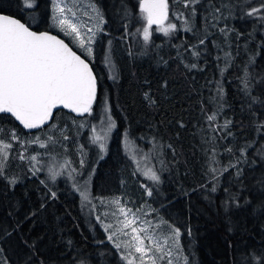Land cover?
I'll use <instances>...</instances> for the list:
<instances>
[{
    "label": "trees",
    "instance_id": "trees-1",
    "mask_svg": "<svg viewBox=\"0 0 264 264\" xmlns=\"http://www.w3.org/2000/svg\"><path fill=\"white\" fill-rule=\"evenodd\" d=\"M51 1L0 0V13L62 37L89 61L97 101L91 115L61 110L35 133L0 114V141L11 145L0 158V263L127 264L104 227L118 200L180 229L185 264H264V0H168L177 28L152 27L147 43L137 32L146 26L140 0H91L104 18L94 58L55 26ZM104 112L115 124L106 150L90 140L95 120L80 123ZM37 136L52 137L50 153ZM33 155L38 165L70 161L94 207L72 180L46 175L47 164L34 171ZM137 161L160 181L147 180Z\"/></svg>",
    "mask_w": 264,
    "mask_h": 264
},
{
    "label": "snow or ice",
    "instance_id": "snow-or-ice-1",
    "mask_svg": "<svg viewBox=\"0 0 264 264\" xmlns=\"http://www.w3.org/2000/svg\"><path fill=\"white\" fill-rule=\"evenodd\" d=\"M24 2L29 8L35 6V0ZM196 2L198 0H185V6ZM52 7L55 26L65 35L71 36L79 48L94 58L92 44L95 42L96 33L103 30L104 23L99 10L92 6L94 16L88 12L83 13L88 16L89 21L95 20L94 24H90L77 16V12L73 10L75 5L68 7L67 0H52ZM139 7L146 26L137 29V32L142 34L145 43L151 40L153 25L165 35L176 30L177 25L169 22L168 0H140ZM257 11L259 10L252 9L249 15ZM200 42L203 43V40ZM97 91V76L89 62L73 51L63 39L48 32L32 31L19 19L0 15V113L11 114L27 129H41L53 119L54 112L59 108L69 109L79 115H91L97 101ZM207 119L215 121L216 116L213 114ZM113 128L115 124L108 117V132ZM64 138L67 139L66 136ZM13 139H17L14 134ZM107 139L106 134H98L93 137V143H97L103 150ZM51 140L52 137H47L41 141L37 136L33 142L43 148ZM10 147L11 145L0 141V158L6 155ZM30 159L39 163L35 155ZM70 165L71 162L65 160L60 167L62 171L67 169L68 176L72 178L76 170ZM137 168L147 180L154 183L160 181V176L153 168L141 167L139 161ZM35 170L37 169L34 167ZM49 172L53 180L61 174L51 168ZM145 187L147 194L151 195V189L147 185ZM76 190L80 192L82 202L91 204L92 197L87 181ZM212 190L215 191V188ZM51 195L55 197L56 194L52 192ZM100 202L104 203L103 200ZM113 203L120 204L118 200ZM118 213L122 219L117 217L116 225L105 224L104 227L111 230L107 237L109 241H113L117 235L127 237L126 240H117L115 243L116 248L127 250V254L123 256L127 264H173L176 259L174 253L178 255L180 252V229H172L171 236L161 239L156 232L150 230L151 224L141 220L131 208L119 206ZM97 220H100V216H97Z\"/></svg>",
    "mask_w": 264,
    "mask_h": 264
},
{
    "label": "rangeland",
    "instance_id": "rangeland-1",
    "mask_svg": "<svg viewBox=\"0 0 264 264\" xmlns=\"http://www.w3.org/2000/svg\"><path fill=\"white\" fill-rule=\"evenodd\" d=\"M67 2H68V7H70V8L73 7V5H75L73 10L77 12V16H79L82 21L89 22L90 24H94L95 23V20L89 21L88 20V16H84L83 15L84 12H88L89 15H93L94 16V13L92 12V6H94L95 8H96V6L91 2V0H67ZM103 20H104V18H103ZM152 27H156V25H153ZM103 28H104V23L102 25V29ZM102 31H99V32L96 33L95 42H96L97 37H99V35L102 33ZM154 32H155V30L152 28V33H154ZM94 43L92 44V48H93ZM108 117H110V116L107 115V112H104L102 118L97 117V118L92 120V119H90V116H87L86 118H84L83 120L80 121L81 125H83V127H85V126H88L90 124H93V121L95 120L94 122L97 123V124H94V125H92L90 127L92 129L93 133L90 132L89 133L90 134L89 137L91 138L90 140H92L95 135H98V134L104 135V134H106L108 136V139H107L106 147H105L104 150H106L108 148V146L110 144L109 142L112 139V134H113V130H114V128L111 130V132H108V130H107ZM111 121H112V119H111ZM93 129H95V130H93ZM14 140H16V139H14ZM92 146H93L92 143H88V147H90V149L88 151H92ZM43 148L44 149H42V150H45V152L47 151L48 153H50L51 150L53 149V148H47V147H43ZM24 152L28 153V150H26ZM136 155H138V153H136ZM21 157H22V154H21ZM29 158H30V156H29ZM49 160L50 159H47L46 157H44L41 160L42 161L41 165H38V163H34L35 164V169L42 171V167H44L47 164L46 169H45V171H46L45 174L48 175L50 178H51V174L49 172V169L51 168V166H53L52 169L54 171H57V172L61 173L60 175L56 176L55 181H59V180H61L60 178L66 177V178H68V180L70 182H71V180L73 181L71 183L73 184V186L76 189H77V187H80V186L84 185L83 181L77 180L75 178V174H77V170L75 171V173H73L72 178H70L68 176V174H67V172H68L67 169H64L63 171L61 170L60 166L63 165L64 162H61L60 164H53V162H48ZM71 166L72 165H70V167ZM6 169H8L7 165H2L1 166V170L3 172H6L5 171ZM72 169H74V167ZM87 186H88V190H89V192H90V194L92 196V191L89 188V183L88 182H87ZM79 194H80V192H79ZM113 202H114L113 200L110 201V204H111L112 208H111V215L109 217V224L116 225L117 217H119L118 207L119 206H124L126 208H129V207L125 206V204L122 203V202H120L119 205H117V204H115ZM83 203L86 204L88 207L93 208V205H94L93 200L91 201V204H87L86 202H83ZM104 205H106V204L101 205L102 208H103V213H107V218H108L109 211L104 207ZM134 212H136V211H134ZM113 213H116V215L114 216ZM136 214L140 217L141 220L149 222L151 224V226H152L150 230L156 232L160 236L161 239H163L164 237H167V236H171L172 228L165 230V228L163 227L162 222H160L157 219L153 218L151 216V212L147 208L143 209L141 212L140 211L136 212ZM107 218H106V220H107ZM119 218L122 219V217H119ZM104 222H106V221H104ZM126 239H127V237L117 235V237L113 240V242L115 244L117 242V240L124 241ZM179 247H180V243H179ZM121 250L123 251V253L127 254V250H125V249H121ZM174 255H176V259L173 260V264H185V259H183L181 257L180 252H179L178 255L176 253H174ZM0 256H2V255L0 254ZM165 264H166V262H165Z\"/></svg>",
    "mask_w": 264,
    "mask_h": 264
},
{
    "label": "water",
    "instance_id": "water-1",
    "mask_svg": "<svg viewBox=\"0 0 264 264\" xmlns=\"http://www.w3.org/2000/svg\"><path fill=\"white\" fill-rule=\"evenodd\" d=\"M0 15H7V14H1L0 13ZM7 16H10V15H7ZM10 17H13V16H10ZM13 18H15V17H13ZM15 19H18V18H15ZM21 21V20H20ZM22 23H24L23 21H21ZM27 25V24H26ZM31 29V28H30ZM32 31H35V30H33V29H31ZM36 32H46V31H36ZM49 34H51V35H55V36H57L59 39H63L62 37H60V36H58V35H56V34H53V33H50V32H48ZM64 40V39H63ZM65 41V40H64ZM65 43H67L66 41H65ZM70 46V45H69ZM71 47V46H70ZM73 51H75L74 49H73ZM77 54H79V53H77ZM80 55V54H79ZM82 58H84V57H82ZM85 59V58H84ZM87 61V60H86ZM87 62H89V61H87ZM89 64H90V67L92 68V70H93V67H92V65H91V63L89 62ZM93 73L95 74V72H94V70H93ZM96 75V74H95ZM97 86H98V80H97ZM98 92V91H97ZM95 104V103H94ZM94 106V105H93ZM61 110H65V111H67L69 114H71V115H73L74 117H76V118H83V117H85L86 115H87V113H85V114H83V115H79V114H77V113H74V112H71L69 109H63V108H59V109H57L55 112H54V114H53V119L51 120V121H49V123L48 124H46V125H44L43 126V128H46L49 124H51L52 123V121L54 120V117H55V114L58 112V111H61ZM0 114H4V115H8V116H11L14 120H15V122L25 131V132H27V133H35V132H37V131H39V130H41V129H43V128H41V129H27V128H25L18 120H16L15 119V117L14 116H12L11 114H8V113H0Z\"/></svg>",
    "mask_w": 264,
    "mask_h": 264
},
{
    "label": "bare ground",
    "instance_id": "bare-ground-1",
    "mask_svg": "<svg viewBox=\"0 0 264 264\" xmlns=\"http://www.w3.org/2000/svg\"><path fill=\"white\" fill-rule=\"evenodd\" d=\"M92 2V1H91ZM93 3V2H92ZM51 8H52V12H53V7H52V1H51Z\"/></svg>",
    "mask_w": 264,
    "mask_h": 264
}]
</instances>
